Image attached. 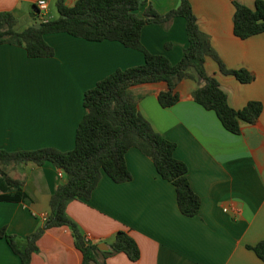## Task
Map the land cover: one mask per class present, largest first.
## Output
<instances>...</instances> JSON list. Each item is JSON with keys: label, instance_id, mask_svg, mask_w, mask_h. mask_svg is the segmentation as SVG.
I'll return each mask as SVG.
<instances>
[{"label": "crops", "instance_id": "0c3cea01", "mask_svg": "<svg viewBox=\"0 0 264 264\" xmlns=\"http://www.w3.org/2000/svg\"><path fill=\"white\" fill-rule=\"evenodd\" d=\"M37 1L0 0V12H10L16 19L26 13L37 15ZM147 1L159 14L180 2ZM235 1L253 8L256 0ZM189 2L199 30L209 37L224 68L244 69L254 78L242 84L222 74L211 58L204 64L206 74L218 82L232 109L259 102L262 112L253 124L231 134L214 112L192 99V92L204 85L193 73V79L177 84L179 99L169 108H161L157 101L166 89L164 82L130 88L142 117L175 144L174 158L185 164L200 208L193 217L182 215L174 187L156 174L148 158L136 149L128 150L129 181L117 184L102 175L87 201L74 200L66 207L68 217L92 243H104L109 249L119 231L134 240L137 261L118 253L105 264H264L248 248L264 242V33L245 40L235 37L230 0ZM43 38L54 50L51 58L31 59L20 47L0 45V150H72L84 115L83 93L115 70L143 64L142 53L117 42H89L64 33ZM140 43L150 54L177 63L187 46L184 19L143 26ZM2 174L21 182L29 202L0 201V230L23 240L41 224V216H47L50 196L65 177L50 163L0 164V194L14 192L5 186ZM37 247L30 264L81 262L66 227L46 230ZM0 264H20L3 238Z\"/></svg>", "mask_w": 264, "mask_h": 264}, {"label": "trees", "instance_id": "16d2710c", "mask_svg": "<svg viewBox=\"0 0 264 264\" xmlns=\"http://www.w3.org/2000/svg\"><path fill=\"white\" fill-rule=\"evenodd\" d=\"M230 1L234 6L235 37L245 40L264 33V0H256L253 8ZM55 7L56 18L37 22L21 31L15 29L17 19L12 13L0 12V45L20 47L31 59L51 58L54 50L44 41V35L64 33L89 42H117L142 53L143 64L115 70L83 93L84 115L76 127L72 150H0V164L41 166L50 163L65 177V182L50 196L47 217L32 234L19 240L1 229L0 238L19 258L20 264H30L32 255L38 252L37 241L43 233L51 228L66 227L81 255L80 264H105L108 257L118 253L135 262L139 250L126 232H117L109 249L101 251L96 243L85 241L78 225L66 214L70 202L89 199L102 175L117 184L129 181L131 176L126 168L125 154L136 149L152 162L156 174L174 187L179 212L186 217L197 215L200 200L190 187L185 164L174 158L175 144L155 132L142 117L130 88L164 82L166 89L158 94L157 101L161 108H169L178 102L177 84L196 76L204 85L192 92L194 102L214 112L226 131L238 134L242 126L258 119L262 105L248 102L240 110L232 109L218 82L206 74L204 64L207 58L213 59L222 74L231 75L242 84L252 82L254 77L244 69L224 68L209 37L199 30L189 0H180L177 8L165 14H159L147 0H75L70 6L65 0H56ZM174 18L185 21L187 46L180 60L172 64L162 55L147 52L140 43V32L145 25H165ZM2 175L5 186L13 188L14 192L0 194V201L29 202L20 189L21 182ZM248 248L264 262V242Z\"/></svg>", "mask_w": 264, "mask_h": 264}, {"label": "rangeland", "instance_id": "374dc122", "mask_svg": "<svg viewBox=\"0 0 264 264\" xmlns=\"http://www.w3.org/2000/svg\"><path fill=\"white\" fill-rule=\"evenodd\" d=\"M55 2H56V0H50V2L48 4L47 12L44 15L45 18L54 19L57 17ZM71 4H72V2L68 3V5H71ZM35 22H38V23L41 22L40 18L38 17V14L35 15L34 18H32L30 13H26L23 16H19L17 18V25H16L15 29L17 31H21L25 27H27L28 25H31Z\"/></svg>", "mask_w": 264, "mask_h": 264}, {"label": "built area", "instance_id": "2783aa9c", "mask_svg": "<svg viewBox=\"0 0 264 264\" xmlns=\"http://www.w3.org/2000/svg\"><path fill=\"white\" fill-rule=\"evenodd\" d=\"M35 6H36V9L38 12V17L40 18L41 22H46L47 20H49L48 18L44 17V15L48 9V1L47 0H38L35 3ZM224 211H226V209H224ZM46 217H47L46 215L41 216V221H44ZM85 241L89 242V239L85 238Z\"/></svg>", "mask_w": 264, "mask_h": 264}, {"label": "water", "instance_id": "95a60500", "mask_svg": "<svg viewBox=\"0 0 264 264\" xmlns=\"http://www.w3.org/2000/svg\"><path fill=\"white\" fill-rule=\"evenodd\" d=\"M35 14H31V16L33 17ZM34 27L38 28L40 27V25H35ZM97 248L101 251H107L108 250V247L104 244V243H100V244H97Z\"/></svg>", "mask_w": 264, "mask_h": 264}]
</instances>
